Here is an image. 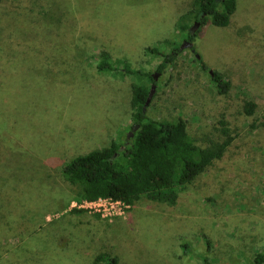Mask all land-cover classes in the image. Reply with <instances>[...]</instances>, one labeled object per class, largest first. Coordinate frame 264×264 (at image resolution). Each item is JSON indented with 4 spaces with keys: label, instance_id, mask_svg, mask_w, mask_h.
I'll return each mask as SVG.
<instances>
[{
    "label": "rangeland",
    "instance_id": "374dc122",
    "mask_svg": "<svg viewBox=\"0 0 264 264\" xmlns=\"http://www.w3.org/2000/svg\"><path fill=\"white\" fill-rule=\"evenodd\" d=\"M192 3L0 0V264H253L264 248V0H237L227 26L204 25L158 72L161 56L145 47H179L176 24ZM81 25L109 43L115 70L97 68L91 40L73 39ZM22 39L21 50L9 42ZM127 67L158 73L155 83L139 80L154 84L150 117L183 119L196 145L220 139L223 117L232 140L174 204L141 197L102 215L78 207L61 162L126 139L138 79ZM210 70L229 83L225 94ZM247 100L252 116L242 112Z\"/></svg>",
    "mask_w": 264,
    "mask_h": 264
},
{
    "label": "trees",
    "instance_id": "16d2710c",
    "mask_svg": "<svg viewBox=\"0 0 264 264\" xmlns=\"http://www.w3.org/2000/svg\"><path fill=\"white\" fill-rule=\"evenodd\" d=\"M236 1L193 0L192 7L180 15L176 24L178 32L183 36L182 40L193 42L206 24L217 27L227 26L236 9ZM76 21L82 24V21ZM23 30L24 37L29 30ZM72 36L75 41L88 38L94 43L90 50L96 48L100 51L101 57L97 61L99 70H115L116 67L108 60L109 55L104 49L109 45L108 42H101L99 39L90 37L83 26L75 28ZM24 41L22 39L9 42L14 45V49L21 50L24 47ZM163 42L169 43L167 39ZM190 48L195 49L194 45ZM145 49L161 56L162 60L156 66V70L163 72L174 62L179 47L173 44L171 51L165 53H161L156 45H148ZM195 60L201 68H206L201 57L195 55ZM210 71L209 78L216 91L219 94H225L229 89V83L217 71ZM125 72L134 73L138 78L130 85L129 107L132 123L128 127L130 132L126 134V139L122 142L112 140L107 146L69 157L61 162V173L68 182L77 186L74 195L77 202L112 198L132 205L139 198L146 197L150 200L174 204L179 192L186 185L200 176L214 160L223 156L232 140L227 122L223 117L218 120L219 128L216 131L220 139L209 140L205 145H196L188 135L183 119L160 120L146 113L144 103L149 86L139 80L141 77H146L149 82L155 83L152 74L128 67ZM254 111L253 101L243 102V114L252 116ZM72 211L82 210L73 209ZM206 242V251H210V243ZM103 256L105 255H99L97 259ZM115 259L111 258L108 264H115ZM204 261L210 264L206 258ZM252 263L264 264V248L253 255Z\"/></svg>",
    "mask_w": 264,
    "mask_h": 264
},
{
    "label": "built area",
    "instance_id": "2783aa9c",
    "mask_svg": "<svg viewBox=\"0 0 264 264\" xmlns=\"http://www.w3.org/2000/svg\"><path fill=\"white\" fill-rule=\"evenodd\" d=\"M78 207L92 209L94 211L100 212L102 215H107V213L111 214L109 212L106 213L108 210H117L119 214H123L129 205L120 200H115L112 198H97L96 200L92 201L82 200L78 204Z\"/></svg>",
    "mask_w": 264,
    "mask_h": 264
},
{
    "label": "water",
    "instance_id": "95a60500",
    "mask_svg": "<svg viewBox=\"0 0 264 264\" xmlns=\"http://www.w3.org/2000/svg\"><path fill=\"white\" fill-rule=\"evenodd\" d=\"M188 44H190V42L183 41V42L180 44L179 49H181V48H182L183 46H185V45L188 46ZM210 72H211V71H210ZM157 74H158L157 72H154V73L152 74V76H153L154 79H156ZM153 90H154V84H151L150 89H149V92H148V95H147V98H146L145 103H144V107L147 106V104H148V102H149V100H150V97H151V95H152Z\"/></svg>",
    "mask_w": 264,
    "mask_h": 264
},
{
    "label": "crops",
    "instance_id": "0c3cea01",
    "mask_svg": "<svg viewBox=\"0 0 264 264\" xmlns=\"http://www.w3.org/2000/svg\"><path fill=\"white\" fill-rule=\"evenodd\" d=\"M88 212V211H87ZM48 245H52L51 243H48ZM62 246H64V247H66V245L64 244H55V245H53V246H51L54 250H56L57 248H59V247H62Z\"/></svg>",
    "mask_w": 264,
    "mask_h": 264
},
{
    "label": "flooded vegetation",
    "instance_id": "af4514ba",
    "mask_svg": "<svg viewBox=\"0 0 264 264\" xmlns=\"http://www.w3.org/2000/svg\"><path fill=\"white\" fill-rule=\"evenodd\" d=\"M183 41H186V40H183ZM183 41H182V42H183ZM187 42H188V41H187ZM189 45H190V44H188V46H189Z\"/></svg>",
    "mask_w": 264,
    "mask_h": 264
}]
</instances>
